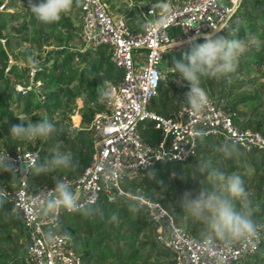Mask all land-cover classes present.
<instances>
[{"label":"built area","instance_id":"1","mask_svg":"<svg viewBox=\"0 0 264 264\" xmlns=\"http://www.w3.org/2000/svg\"><path fill=\"white\" fill-rule=\"evenodd\" d=\"M146 1L145 3L149 2ZM171 12L156 11L155 4L144 8L145 23L141 31L131 29L123 16L113 19L106 0H81L80 41L83 49L107 48L115 67L121 71L119 81L110 83L111 97L103 101V109L94 114L89 130L94 138L92 160L78 175L61 176L79 194L82 204L116 203L139 196L142 210L154 227L155 242L171 254L173 264H240L259 253L264 231L255 250L243 242L226 247L216 241L211 249L205 248L201 238L192 236L179 226L171 212L159 200L133 194L121 187L140 174L160 165L188 163L198 156L201 141L194 136L196 130L208 133L204 138L224 142L238 141V147L248 153L264 154V133L244 128V116L226 106L223 99L210 97V104L199 115L186 105L164 114L149 106L157 95L163 79L161 65L164 57L181 46L203 38L213 31H221L240 6L241 0H173L165 2ZM170 14L166 23H156ZM145 50L146 62L137 65L134 51ZM154 131L151 141L143 132ZM14 161L18 173L10 180L1 177L0 189L8 193V201L20 215L27 235L25 264H84L72 237L61 234L55 245H49L44 234L57 229L64 214L61 209L48 216L34 214L38 202L54 194L55 184L33 190L28 174L20 173L24 160L39 159L35 150L15 148L3 150ZM262 224V223H261Z\"/></svg>","mask_w":264,"mask_h":264},{"label":"rangeland","instance_id":"2","mask_svg":"<svg viewBox=\"0 0 264 264\" xmlns=\"http://www.w3.org/2000/svg\"><path fill=\"white\" fill-rule=\"evenodd\" d=\"M146 1L148 0H108L106 3L108 5V9L111 12L114 10V12L111 13L114 20L117 16H123L124 20L131 29H133L134 24H136L137 27H139V30H143L145 24L143 6L152 2H160V0H150L149 2L145 3ZM172 1L173 0H166V2ZM34 2L40 3L41 0H34ZM0 17L3 19V24L5 26L4 34L7 37V41L4 39L2 40V43L6 46L9 54L8 66L5 69L4 75L13 83L17 92L21 91L22 93H25L31 88H36L37 92L42 94L44 97L45 94L50 92V89H46L47 85L45 82H49L52 78H60V75L61 80L58 81V85L55 90L58 91L60 89L63 93L64 99L66 97L65 91L72 90L75 92L77 90L80 82L78 80L76 81L75 79L72 80L71 74L73 71L80 72L84 69L88 70V66L85 62H82L79 57H74V59H71L70 63H67L64 60L65 54H61L60 52H62V50L71 53L84 52L79 36L81 30L79 6L74 5L73 9L64 15L59 22L44 24L34 18L33 14L28 8V2H25L24 0H0ZM12 28L16 29V31ZM29 55L33 56L38 62L35 67L28 63L27 58ZM134 56L137 65L145 64V50L134 51ZM168 59L169 58L166 56L165 60ZM14 64L17 65L24 74H26L27 70H29V86H25V81L22 83L17 82V78L14 76V74L10 73L9 70ZM54 64H57L58 69L53 68ZM166 74V71H163L164 80H167ZM35 77H38V81H35ZM171 81L173 82L176 89L183 86L185 83V81H182L179 76L171 79ZM238 82L244 83L240 87L238 86L237 88L232 89H230V86H228L230 91H225L224 98L227 102H229L231 95H237L239 97L247 96V101H249L250 106L245 107L241 105L235 109L240 115L244 116L245 120H247L249 117H251V108L257 107L259 104H264V66L253 67L249 73L245 72L244 74L240 75ZM88 83L89 82L87 81L85 86H88ZM246 83H250V85L244 86ZM229 84L232 85V82ZM218 90L219 87L216 86L213 91H211V97H219L220 93ZM227 93L230 95L228 96ZM88 98V91L85 89L81 93V97L75 99V103H69L65 108L67 115L65 117L63 116L62 111L56 109H52L53 113L50 114L51 110L47 109L45 104H41L39 107L31 106L28 111H25L24 107L26 106V101L23 98L20 100V102L13 100L10 103L9 112L13 113L15 116L25 122H35L45 116L53 120L54 123L61 121L66 138L62 139V137L53 136L49 140H38L36 142H32L33 145H35L37 142H40V148L45 151V155L43 157L45 160L51 157V150L57 144L60 145L62 151H71V148L80 147L77 145L78 139L75 137L74 129L81 127L89 129L90 127L93 117H87L86 121L82 124L84 115L81 110ZM159 106V103L152 104L149 106V109L158 112ZM92 109L96 110V108H94L93 105L89 103L88 112L90 113ZM170 109L171 108L169 107L168 110ZM96 112H94V114ZM34 116H38V119L34 120ZM253 119L256 123L252 126V129H256L257 131L264 133V109L258 107V113L253 117ZM5 120L7 121V118H5ZM0 129L2 130L1 123ZM1 133L2 137L0 138V145H3L5 148L4 150H9V148L12 147L7 146V134L3 133L2 131ZM44 142H46V146L43 148L42 146ZM213 142L217 143V141ZM242 154V159H240L239 155V157L234 159L231 164L227 163V160L217 152L209 154L207 159H210L215 167L220 168L221 171L225 172L226 174H240L245 181V187L249 191L254 205L258 209L256 212H260L262 211L261 206L264 205V169L260 164L261 159L260 156H257L254 160V163L251 158H248L247 154ZM199 159H204L203 155L198 156L196 164L198 163ZM175 167V164L170 165V172H164L162 174L164 179L161 181V183L164 186L158 191H154L152 197L157 200L160 198H168L167 207L176 223L179 226L190 230L189 224L184 222L185 220L182 218L186 214L179 207V200L186 191L198 193L200 190V183L199 185H195L193 183L188 185V179L185 178V174L188 173L189 177L191 178L198 176L200 180L203 179V177L200 176V174L196 171V166H193L192 162H189L184 167L178 169L179 171L175 170ZM189 167L191 169L189 172H186V169ZM180 171L182 172L180 173ZM157 172H153L154 175L151 177L148 175V172L143 173L133 182L131 186H128L130 181L121 182L120 185L123 189L130 193L145 196L143 190L148 184L146 179H155ZM79 173L80 171H77L74 173V175ZM67 174V170L40 175H36L34 172H32V175L29 177V179L32 181L34 176H39L40 178L36 180V182L39 184L42 182L43 185H46L48 184V181L54 182L57 178L59 179L60 176H65ZM138 184H141V187L136 188ZM105 211L107 216L109 212H118L119 210L116 206H110L106 208ZM254 218L258 223L264 224V210L263 215L260 218H256V216H254ZM138 219L150 225V221L147 215L144 213L139 214ZM104 222L105 223L101 226V233L100 235H97V238L102 236L105 237L102 244L100 245V249L106 254L97 253L95 255L97 264H171L170 256L158 255L159 250L166 253H168V251L154 243V232L152 227H145L143 231L137 232L130 226V224L128 226V223L125 222V218L122 217V215H119L118 223L108 222L107 218ZM88 224L96 226L98 225L96 221L92 224L89 222ZM120 224L123 227L122 230L119 231ZM45 229H52V227H46ZM2 230L3 231H0V254H3V260L5 259L4 255L6 252H9L10 256L15 255V251L21 254L25 253V249L27 247L26 234L24 232L21 233L18 230H13L10 235H8L4 229ZM55 230L60 232L59 227ZM132 235L137 236V242L135 243L136 247L140 246L142 242L146 241L151 245L154 244L155 250L151 251L150 247L147 246L145 247L142 256L127 259V256L133 252V249L130 248V237ZM260 253H264V248L260 250ZM258 258L259 255L255 257L253 256L243 260L240 264H261L258 262ZM1 259L2 257H0V260Z\"/></svg>","mask_w":264,"mask_h":264},{"label":"trees","instance_id":"3","mask_svg":"<svg viewBox=\"0 0 264 264\" xmlns=\"http://www.w3.org/2000/svg\"><path fill=\"white\" fill-rule=\"evenodd\" d=\"M25 2H28V0H24ZM108 0H106L107 2ZM165 3L166 0H163ZM153 4H156L158 2H152ZM80 7V3H79ZM161 8L156 7V11H160ZM16 31V29L12 28ZM5 26L3 24V19L0 17V123L2 124V130L0 129V138L2 137V133H6V141L7 146H10L11 149L20 148V149H30L35 150L39 153V159L37 163L43 162L44 160V153L45 151L42 150L39 146L40 142H37L35 145L29 142L20 141V140H13L9 133L10 128L14 124H20L21 122L25 123V126L27 122L21 120L17 116H15L13 113L9 112L10 103L13 100H16V102H20V100L23 98L26 101V106L24 107L25 111H28V109L31 106L39 107L41 104H45V107L50 111V114H52V109L60 110L62 111L63 116H67L65 112V108L68 106L69 103H75V99L81 97V93L83 90L88 91L89 98L85 101L84 107L81 109L83 113V120L82 124L86 121V118L89 116L93 117L94 112L103 109V102L98 101L97 97V88L103 83V81H108L109 83H114L120 80L122 73L120 70H118L111 58V54L107 48L104 47H98L96 49H85L84 52H66L62 50L60 52L64 55V60L67 63H70L71 59H74V57H79L82 62H85L88 66V70H81L80 72L73 71L71 74V79L78 80L80 84L78 85V88L75 92L72 90L65 91V99L63 98V93L59 89L58 91L55 90V88L58 85V81L61 80L60 78H52L49 82H45L47 85L46 89H50V92L48 94H45L43 97L42 94H39L36 90V88H31L30 90L26 91L25 93H22L21 91L17 92L15 90V87L13 83L6 78L4 75L5 69L8 66L9 61V54L6 49V46L3 45L2 40L5 39L7 41V37L4 34ZM248 34H255L262 42L261 47L259 49L252 47L251 50L241 59L240 66L238 69L239 76L244 74L245 72H250L253 67H263L264 66V0H242L240 3V6L236 10V12L232 15L230 20L228 21L227 25L219 32H217L218 35H223L228 39H244L246 38ZM204 39L199 38L197 40H194L188 44H186L185 47L181 46L173 51H170L166 56L169 58L168 60H165V57L163 59L161 69L162 72L166 71L167 80H164V78L160 81V84L157 89V95L153 98L152 104H160L158 107V113L164 114L170 107L171 109L179 108L183 106V103L185 102V95L190 90V86L187 81H185L184 85L175 88L173 82L171 79L178 77V74L171 73L170 68L174 66V61L181 60L183 58V54L185 52H189L191 50V46L193 43H203ZM54 69H58L57 64H54ZM10 73L14 74V76L17 78V82H23L25 81V86H29V70H27V73L24 74L23 71L17 66L12 65L10 68ZM25 71V70H24ZM26 72V71H25ZM38 81V77H35ZM88 83V86H85L86 82ZM16 82V81H15ZM232 85L229 84L228 78L223 79H210L205 81L204 87L208 90L209 95L211 97V94L213 89L218 86L220 93L219 97H211L215 99H223L225 101V104L227 107L235 110L238 106H245L249 107L250 103L247 101V96H237V95H231L230 101L227 102L225 97V91L232 88H237L243 85L244 82H238V79L232 78L231 80ZM250 83L244 84V86H248ZM230 91V90H229ZM175 92V93H174ZM172 94V95H171ZM229 96L230 94L227 93ZM92 104L96 110H91L89 113L88 111V104ZM185 105V104H184ZM258 107L264 109V104H259L257 107L251 108V117H249L247 120L244 121L243 127L244 128H250L252 129V126L256 123L253 119L254 116L258 113ZM170 109V110H171ZM7 118V121L5 120ZM34 120L38 119V116L33 117ZM57 127L62 129L61 132L57 133L54 136L62 137V139L66 138V134L63 131V126L61 121L55 122ZM256 130V129H255ZM75 137H77V145H79V148H71V152L73 154V159L75 162H77V167L74 170H67L68 177L75 176L74 173L77 171H82L86 166H88L92 160V155L94 152V138L92 136V133L89 129L86 128H76L74 129ZM156 133L154 131H145L143 132V138L146 141H151V138L155 136ZM213 139L207 138L204 139L203 142H201L199 149H198V156L203 155L204 159H207L209 154H212L215 151V148L220 145L222 142L217 141V143L213 142ZM216 144V145H215ZM46 146V142L43 143V148ZM3 145H0V152H2L5 148ZM247 154L248 158H251L253 162L255 163V159L257 156H260V164L262 168L264 169V154H259L256 151L253 152H244L240 149V159H242L243 154ZM198 156L191 161L192 165H196V160L198 159ZM235 158L232 159H226L227 163L231 164ZM189 163V162H188ZM175 164V170L179 171L178 169L184 167L187 163H169L165 165L156 166L146 172L153 173L157 172L155 179L149 180L148 178L146 181H148V184L145 186L143 193H145V196L149 198H153L154 191H158L161 189L164 185L161 183V181L164 179L162 177V174L164 172H170L169 166ZM191 168H187L186 172H189ZM182 171H180L181 173ZM145 173V172H144ZM143 174V173H142ZM140 174L139 176H141ZM1 177H4L8 180H10L12 175L8 172L0 171ZM78 175V174H77ZM44 176V175H43ZM42 176V177H43ZM135 177L130 180L128 186H131L133 182L139 177ZM61 177V176H60ZM40 177L34 176L32 181L29 179V186L33 190H37L43 187H50L53 186L56 183V180L54 182H49L46 185H43L42 182L39 184L36 182ZM44 178V177H43ZM185 178L188 179V185L189 184H195L199 185L200 178L198 176H194L193 178L189 177L188 173L185 174ZM264 178V176H263ZM37 183V184H35ZM141 187V184H138L136 188ZM134 194V193H133ZM154 199V198H153ZM127 200L117 201L116 203H108V202H99L97 205L102 206L104 209L110 207V206H116L118 208L119 215H122V217L125 218V222L128 223V226H130L137 232L143 231L145 227H152L154 232V227L152 223L150 222V225H148L146 222H142L138 219L139 214L145 213L144 210L140 209V211L136 214H133L129 212L127 207ZM159 201L166 207L168 205V198H160ZM262 211L256 212L255 216L256 218H260L263 215L264 205L261 206ZM169 210V209H168ZM170 211V210H169ZM107 217V216H106ZM186 222L189 224L190 230L189 233L196 237H200L201 232V226L195 223L190 217H187L186 215L182 217ZM179 219V218H178ZM97 222L96 225H89L94 222ZM105 221V220H104ZM104 221L100 220L99 218H86L85 216L79 214V213H70V214H64L62 216V222L59 226L60 232H67L69 234L74 242L75 248L77 252L80 254L82 261L84 264H97V259L95 260V255L97 253L106 254L103 250L100 249V245L102 244L103 240L105 239L104 236L97 238V235H100L101 233V226L105 223ZM126 224V223H125ZM122 225L119 226V231L122 230ZM184 228V227H183ZM2 229L7 232L8 235L13 230H18L21 233L24 232L26 234V230L22 224V220L20 215L14 212L12 205L7 202L2 209H0V231H3ZM3 233V232H2ZM9 240L8 238H6ZM27 239V235H26ZM130 248L133 249V252H131L127 259L142 256L144 253L145 247L149 246L151 251L155 250L154 244H149L148 242L144 241L140 244V246L136 247L135 243L137 242V236L132 235L130 237ZM154 243L155 239H154ZM157 244V243H156ZM160 246V245H159ZM264 248V241L261 245V249ZM27 249V248H26ZM25 253H17L15 251V255L10 256L9 252H6L5 259L3 260V254H0V257L2 259L0 260V264H25L24 262V256ZM14 251V249H13ZM150 255V254H149ZM159 256H170L171 264H173L171 259L170 252H162L159 250L158 252ZM259 255L258 262L261 264H264V253H257L255 256Z\"/></svg>","mask_w":264,"mask_h":264},{"label":"clouds","instance_id":"4","mask_svg":"<svg viewBox=\"0 0 264 264\" xmlns=\"http://www.w3.org/2000/svg\"><path fill=\"white\" fill-rule=\"evenodd\" d=\"M80 0H41L35 3L28 0V8L34 18L44 24L59 22L64 15L70 12L74 5L79 6ZM155 7L164 9L170 13V6L160 0ZM172 19L170 14L160 18L156 23H166ZM153 23H145L144 27H154ZM217 32L206 34L203 43H193L191 50L183 54L181 60L174 61L170 68L171 73L178 74L182 81H187L190 90L185 95V104L194 114H201L210 104V95L204 87V83L210 79L232 78L240 79L238 69L241 59L252 47L259 49L261 40L255 34H248L244 39H228ZM28 63L35 67L37 61L31 55L27 58ZM99 102H103L113 94V87L108 81L97 88ZM62 129L58 128L53 120L47 116L35 122H24L14 124L10 128V137L13 140L25 142H36L38 140H49ZM208 135L203 130H196L194 136L201 142ZM49 159L37 163L36 160H24V168L20 173L28 174L29 170L36 175L50 172L74 170L77 162L73 159L71 151H62L59 144L53 147ZM225 159L239 157L240 149L238 141L226 140L215 148ZM196 171L203 177L199 181L198 193L186 191L179 200V207L194 222L200 224V237L207 249L218 240L226 247L238 242H243L255 250L261 240V232L264 224L258 223L254 218L257 207L249 191L245 187V181L238 173L226 174L220 168L215 167L210 159H199L195 165ZM0 171L8 172L12 176L18 173L14 161L8 152L0 154ZM150 177L153 173L148 174ZM8 201V193L0 189V209ZM239 205V206H238ZM143 206V200L139 196H132L127 201L129 212L136 214ZM61 209L69 213H79L86 218H99L108 222H119L118 212L111 211L107 214L105 209L95 204H82L80 197L71 185L56 179L54 194L42 202H38L34 214L37 216H48L57 213ZM67 232L63 237L67 238ZM61 234L57 230L50 229L44 234V239L49 245H55L60 240Z\"/></svg>","mask_w":264,"mask_h":264},{"label":"crops","instance_id":"5","mask_svg":"<svg viewBox=\"0 0 264 264\" xmlns=\"http://www.w3.org/2000/svg\"><path fill=\"white\" fill-rule=\"evenodd\" d=\"M112 12H114V10H112ZM133 30H134V31H141V30H139V27H137L136 24H134V26H133ZM35 184H36V183H35Z\"/></svg>","mask_w":264,"mask_h":264}]
</instances>
